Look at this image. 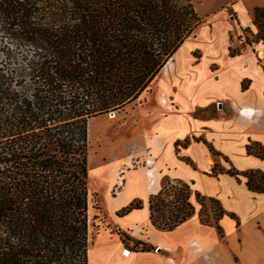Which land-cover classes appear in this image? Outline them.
<instances>
[{"label":"trees","instance_id":"obj_1","mask_svg":"<svg viewBox=\"0 0 264 264\" xmlns=\"http://www.w3.org/2000/svg\"><path fill=\"white\" fill-rule=\"evenodd\" d=\"M203 23L192 0H0V264H89L96 240L89 123L150 91ZM254 24L259 32L247 28L232 56L264 42V8L255 9ZM247 151L264 159L260 142ZM219 173L264 193L260 170ZM192 194L183 180L165 184L149 198L151 224L173 231L187 222L196 214ZM197 195L203 207L211 204L200 213L203 224L223 233V217L237 219L217 199ZM144 208L138 200L118 216ZM111 233L129 247L122 231Z\"/></svg>","mask_w":264,"mask_h":264},{"label":"crops","instance_id":"obj_2","mask_svg":"<svg viewBox=\"0 0 264 264\" xmlns=\"http://www.w3.org/2000/svg\"><path fill=\"white\" fill-rule=\"evenodd\" d=\"M216 6L221 11L203 17L210 18L211 26L196 31L174 56L177 57L175 72L162 83L157 103L166 110L162 98H171L175 111L160 117L152 130L167 138L175 136L177 152L182 143L185 149V145L189 146L199 162L194 177L198 194L217 199L237 219L225 215L219 223L223 233L216 224H203L201 217L195 221V215L173 231L152 225L160 233L161 243L150 244L157 248L151 252L128 249L116 234H100L105 245L97 255L91 248L89 264H95L99 258H110L116 264H264V232L241 222L246 214L258 217L262 213L260 217L264 219V197L258 201L253 198L264 193L249 190L246 182H239L234 176L216 175L209 170L210 161L218 156L219 163L224 165V159L241 172H264V159L247 151L251 141L264 145V42L248 47L241 55L232 56L230 51L240 48L247 28L259 32L254 24L255 9L264 8V0H219ZM239 107L252 108L259 114L246 117L238 113ZM210 112L212 116H203ZM209 146L220 155H214ZM136 211L139 210L120 218H129L132 223ZM119 229L123 231L124 227ZM182 230L192 233L182 240L165 239ZM193 238L203 246V253L190 247ZM112 246L117 249L111 250ZM166 248H172L173 252ZM126 249L129 256L123 252ZM235 256L239 257L238 262ZM170 257L174 260H169Z\"/></svg>","mask_w":264,"mask_h":264},{"label":"rangeland","instance_id":"obj_3","mask_svg":"<svg viewBox=\"0 0 264 264\" xmlns=\"http://www.w3.org/2000/svg\"><path fill=\"white\" fill-rule=\"evenodd\" d=\"M192 1L196 5L199 14L204 18L209 12L218 13L221 11L218 6L215 7L219 0ZM210 26V18H207L199 27L197 33L201 29ZM248 36L253 39L250 34ZM196 54L199 57V52ZM176 61L177 57H173L170 61V70H166L167 72L163 70L150 91L145 93L138 101L118 111L113 118H110L109 114H105L91 119L89 123L91 146L89 152L90 191L93 199L90 215L93 236L96 238L93 245L94 255H97L98 251L105 245L101 241L103 236H99L98 233L112 235V229L122 231L119 229L122 226L124 227L122 231L124 236L131 240L128 249L136 250L135 243L137 241L160 245V233L152 226L148 209L134 212L132 223H130L129 218H120L118 213L138 200H141L147 206L151 195L156 194L165 184L174 182L176 179L194 183L192 184V202L196 207V214L193 218L195 221H200L201 212L206 214L207 209L210 210L209 200L206 202V208L200 204L198 199L199 189L195 185L194 177L197 175L199 162L195 160L189 146L185 145L187 147L185 149V143H182L177 152L174 146L175 136L167 138L152 130L153 125L157 123L160 117L169 114V112L171 113L172 110L175 111L171 98H169V102L174 108L166 110H163L157 101L158 91L162 83L167 81L168 76L175 72ZM212 115V112L203 114L204 117ZM217 158H213L211 164H209L211 173L214 172L215 168L216 171L222 168L225 170L231 169L230 163L223 159L224 165H222L217 161ZM150 160L154 163L148 165ZM150 169H154L156 174V185L152 188H149L150 177L147 175ZM242 180L246 182L245 178H242ZM260 197L264 196H253L255 201H258ZM258 210L260 211V208ZM260 216H262V213ZM260 216L243 215L242 225L255 227L256 230L264 232V219ZM190 233L192 232L189 230H182L174 237L165 239L182 240ZM190 243V247H194L195 252L199 248L201 251L198 253L204 252L203 246L197 239H191ZM195 243L198 246L193 245ZM110 248L111 250L117 249L115 246ZM139 249L141 250L142 246ZM168 249L173 252L172 248ZM171 259L174 260L173 257H170ZM209 261L212 262L211 259ZM235 261L238 262L239 257L235 256Z\"/></svg>","mask_w":264,"mask_h":264},{"label":"bare ground","instance_id":"obj_4","mask_svg":"<svg viewBox=\"0 0 264 264\" xmlns=\"http://www.w3.org/2000/svg\"><path fill=\"white\" fill-rule=\"evenodd\" d=\"M170 66H171V63L169 62V63L164 67L163 70H164V71H166V70L169 71V70H170ZM167 71H166V72H167ZM162 104L165 105L167 108H172V107L170 106V102H169V100H167V98H165V97L162 98ZM238 113L241 114V115H244V114L240 113V111H239ZM245 116H247V115H245ZM113 117H114V116H111V115H110V118H113ZM153 163H154V162H153L152 160L148 161V165H151V164H153ZM210 163H211V161H210ZM129 165H131V164H129ZM154 171H155L154 169H150V170L147 172V175L150 177L149 188H152V187H154V186L156 185V174H155ZM193 245H197V246H198L197 243H195V244H193ZM126 250H127V249H126ZM166 250L169 251V252H171L170 249H168V248H166ZM200 251H201V249L199 248V249L197 250V252H200ZM123 252L125 253L124 250H123ZM126 254H127V256H129V255H130V251L127 250ZM123 255H124V254H123ZM124 256H125V255H124ZM169 260H170V258H169ZM172 262H174V261H172ZM95 264H116V263H115L113 260H111L110 258H106V259L99 258Z\"/></svg>","mask_w":264,"mask_h":264},{"label":"built area","instance_id":"obj_5","mask_svg":"<svg viewBox=\"0 0 264 264\" xmlns=\"http://www.w3.org/2000/svg\"><path fill=\"white\" fill-rule=\"evenodd\" d=\"M165 106V105H164ZM170 106L172 107V108H174L173 107V105L172 104H170ZM166 107V106H165ZM166 109H168L167 107H166ZM173 111V110H172ZM240 111V113H242V114H244V115H247L246 117H254V116H256L257 114H259V111H257V110H254V109H252V108H249V107H239V109H238V112ZM127 252V250L125 251V253Z\"/></svg>","mask_w":264,"mask_h":264},{"label":"water","instance_id":"obj_6","mask_svg":"<svg viewBox=\"0 0 264 264\" xmlns=\"http://www.w3.org/2000/svg\"><path fill=\"white\" fill-rule=\"evenodd\" d=\"M117 112H118V111H112V112H110V113H109V115H111V116H114V117H115V116H116V114H117Z\"/></svg>","mask_w":264,"mask_h":264}]
</instances>
